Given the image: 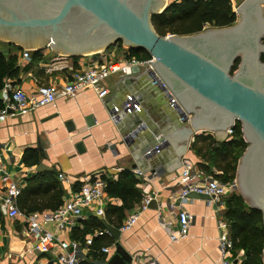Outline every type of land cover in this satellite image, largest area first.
I'll list each match as a JSON object with an SVG mask.
<instances>
[{
  "label": "crops",
  "instance_id": "crops-1",
  "mask_svg": "<svg viewBox=\"0 0 264 264\" xmlns=\"http://www.w3.org/2000/svg\"><path fill=\"white\" fill-rule=\"evenodd\" d=\"M2 48L6 55H10L15 47L6 45ZM38 50L41 58L30 60L24 59L22 50H19V71L5 80L31 93L40 84L65 83L74 70H85L112 61L124 62L129 58V52L123 50L118 42L105 50L83 56H66L47 47L33 49ZM107 84L110 93L104 99L99 98L94 89L87 88L74 97H60L44 106L9 116L0 124L1 165L22 189L35 173L55 171L65 192L64 201L70 192L79 190L87 178L98 173L117 178L122 169L130 168L140 179L137 187L143 197L151 194L157 204L155 207L150 205L142 212L131 230L121 232L119 240L132 258L155 257L159 264H223L218 247V220L221 217L225 219L226 202L220 207L216 201L209 202L205 198L185 201L177 198L175 178L182 159L191 160L200 176L207 174L202 165H207L208 161L193 147L179 158L177 150L182 149L184 142L174 138L182 129L179 123L182 118L177 108L171 105L170 97L146 67H135L133 73L128 75L111 74ZM129 96L140 105V109L132 113L121 109ZM114 106L120 107L116 118L111 117ZM89 117L94 120L93 124L88 123ZM68 122L72 123V128L67 126ZM134 131L138 133L132 139L130 134ZM200 135H210L218 142L231 138L227 131H204L197 136ZM197 136L191 139V146ZM79 142L84 146L82 152L77 148ZM157 145L161 148L160 152L147 153ZM29 149L37 151L35 157L39 158L38 163L25 160V153ZM27 157L29 161L34 160L33 156ZM40 163L47 167L37 170ZM135 169L142 170L144 174L140 176ZM61 173L64 179L60 177ZM107 196L112 204H122L121 199ZM43 202L50 203V200L29 195L24 208ZM140 202L128 210L124 220L138 209ZM182 207L192 214L193 219L188 235L178 242H172L170 233L180 229L178 212ZM19 209L21 214L12 218L0 205V264H55L52 262L53 253H41L35 249L34 237L27 229L28 214ZM92 210L88 208L83 216L74 218L73 225L66 230H58L55 222H45L41 215L40 219L46 230L56 232L62 239L79 240L83 244L87 236L93 234L96 238L99 236L97 232L101 231L91 230L83 238L79 236L78 231L85 226L93 227L95 218L102 219ZM48 211L35 212L41 214ZM162 221L169 225L165 226ZM111 236L116 244L117 239L113 234ZM96 240L94 250L86 254L87 261L107 264L105 261L113 255L115 245H107L111 250L103 253L98 243L100 239ZM241 254L232 248L229 253L231 264H241Z\"/></svg>",
  "mask_w": 264,
  "mask_h": 264
},
{
  "label": "water",
  "instance_id": "water-1",
  "mask_svg": "<svg viewBox=\"0 0 264 264\" xmlns=\"http://www.w3.org/2000/svg\"><path fill=\"white\" fill-rule=\"evenodd\" d=\"M167 5V0H0V40L66 56L97 53L120 40L145 49L153 58L150 74L161 78L167 96L172 93L179 103L182 129L174 139L184 142L177 150L180 159L199 133H222L241 123L248 145L238 162L237 189L264 221V0H242L232 25L184 35H161L154 27L152 15ZM88 123H94L92 117ZM77 148L82 152L83 143ZM46 167L40 163L37 170ZM102 222L117 239L107 264L131 261L120 229L105 217Z\"/></svg>",
  "mask_w": 264,
  "mask_h": 264
},
{
  "label": "built area",
  "instance_id": "built-area-1",
  "mask_svg": "<svg viewBox=\"0 0 264 264\" xmlns=\"http://www.w3.org/2000/svg\"><path fill=\"white\" fill-rule=\"evenodd\" d=\"M33 49L23 48L22 56L24 59L32 58ZM153 58L140 59L136 56H129L124 62L112 61L104 65L96 64L85 70H74L68 81L61 85H44L40 84L36 89L27 93L20 86L14 85L6 80L0 90V124L9 116L35 109L40 106L52 103L60 97H74L81 90L91 88L94 89L99 98L104 99L110 93L107 79L111 74L128 75L133 73L135 67H146L152 69L151 62ZM155 82L165 86L164 82L157 75L154 77ZM171 105L176 107L179 105L177 98L171 93ZM127 113L137 111L140 105L134 102L133 97L129 96L125 104L121 108ZM120 112L119 106H114L111 117L116 118ZM236 123L227 130V134L231 137L234 134ZM160 146L157 145L151 150L160 152ZM151 150H148L149 153ZM140 176L143 171L135 169ZM157 173V171L155 172ZM200 176L194 169V163L187 159H182L181 168L175 178L177 183V198L180 201L189 200L191 193L213 195L209 202L216 201L219 206H223L226 197L237 189L236 179L232 182H221L212 174H202ZM61 178H65L64 174H60ZM116 177V176H114ZM144 183L142 182V185ZM106 181L102 174L98 173L87 178L80 186L79 190L69 193V197L64 203L54 211L44 213L32 212L27 215V229L34 237L35 249L41 253H53L52 262L55 264H96L87 261L88 252L93 251L95 235L91 234L86 237L85 243L79 240H69L60 238L56 232L46 230L42 225L45 222H55L58 230H66L68 226L73 225V219L83 216L88 208H92L95 215L105 216V206L112 203L111 198L107 196ZM22 187L16 180L12 178L0 163V205L7 211L10 217L14 218L21 214L17 205V197L21 193ZM155 200L151 194H146L141 200L138 209L134 210L123 221L119 227L121 232L131 230L136 224L140 214L149 208L151 202ZM221 209V208H220ZM219 209V210H220ZM161 212L159 215L161 216ZM41 215V219H40ZM180 229L170 233L172 242H178L188 235L189 226L193 216L185 208H181L178 212ZM168 226L165 221H162ZM218 227L220 235L218 237V247L220 258L223 264H231L229 259L230 250L233 248L234 240L232 239L229 225L224 218H219ZM103 231L97 232L101 235ZM105 233L111 235L108 230ZM115 245V244H114ZM110 246H103L101 252L108 253ZM106 263L108 261H105ZM126 264H159L157 258H132Z\"/></svg>",
  "mask_w": 264,
  "mask_h": 264
},
{
  "label": "trees",
  "instance_id": "trees-1",
  "mask_svg": "<svg viewBox=\"0 0 264 264\" xmlns=\"http://www.w3.org/2000/svg\"><path fill=\"white\" fill-rule=\"evenodd\" d=\"M236 20L237 13L232 0H170L162 12L152 15L153 25L161 35L192 34L202 31L207 24L222 27L232 25ZM0 42L2 41L0 40ZM3 43L15 48L13 49L14 53L6 55L5 50L0 45V90L6 81L5 79L18 73L20 68L18 51L23 50L22 47L13 43L5 41ZM128 52L129 56H136L140 59L151 58L149 52L143 48L130 47ZM40 53L39 50L32 51V59H40ZM238 63L239 60L236 62L235 68ZM247 145L248 143L243 137L241 123L237 121L231 138L218 142L210 135H200L196 137L192 147L203 159L208 161L207 165H202L207 173L214 175L221 182L227 183L236 179L239 157ZM36 154L37 151L29 149L25 153V160L32 164L38 163L39 158L35 157ZM28 155L33 156L34 160L29 161ZM213 168L216 170L214 171ZM102 177L107 184V194L122 200L121 205L109 203L105 209V219L119 228L128 210L142 200L143 194L137 187L140 179L130 168L122 169L117 178L107 174H103ZM64 193L55 171H39L28 178L27 186L22 189L18 196V205L25 214L44 211L45 209L54 211L64 203ZM29 195L41 196L50 200V203L43 202L41 205L25 209L24 206L27 204ZM225 202L227 206L225 219L229 224L230 233L234 240L233 249L236 253L238 252L237 247L243 248L245 251V258L241 264H264V221L261 210L252 207L244 208V199L238 191L229 194ZM93 222L92 228L85 226L79 230V236L83 238L91 230L98 229L104 233L96 236L94 248L96 239H100L98 243L102 247L114 244V238L105 233L106 228L102 219L98 217Z\"/></svg>",
  "mask_w": 264,
  "mask_h": 264
},
{
  "label": "rangeland",
  "instance_id": "rangeland-1",
  "mask_svg": "<svg viewBox=\"0 0 264 264\" xmlns=\"http://www.w3.org/2000/svg\"><path fill=\"white\" fill-rule=\"evenodd\" d=\"M167 2L169 3L170 2V0H167ZM242 2V0H232V3H233V6H234V9H236L237 8V6L240 4ZM238 18H239V16L237 15V20H238ZM209 27H212V25H210V24H207L206 25V28H209ZM169 35V34H168ZM4 41H2V42H0V45L2 46V47H6V45H7V43H3ZM120 45H122V47H123V50H125L126 52H128L129 51V49H130V47L129 46H127L126 44H124L121 40H120ZM245 151V150H244ZM243 154V153H242ZM242 156V155H241ZM240 156V157H241ZM240 157H239V159H240ZM239 162V161H238ZM235 191H238L239 192V190L238 189H236ZM234 191V192H235ZM240 193V192H239ZM243 197V196H242ZM244 199V198H243ZM244 208H246V209H249V207H251L249 204H248V202L244 199ZM237 251L238 252H242V254H241V259L242 260H244V258H245V251H244V249L243 248H239V247H237Z\"/></svg>",
  "mask_w": 264,
  "mask_h": 264
},
{
  "label": "bare ground",
  "instance_id": "bare-ground-1",
  "mask_svg": "<svg viewBox=\"0 0 264 264\" xmlns=\"http://www.w3.org/2000/svg\"><path fill=\"white\" fill-rule=\"evenodd\" d=\"M148 152V151H147ZM157 151L156 150H151L148 154H154V153H156Z\"/></svg>",
  "mask_w": 264,
  "mask_h": 264
},
{
  "label": "flooded vegetation",
  "instance_id": "flooded-vegetation-1",
  "mask_svg": "<svg viewBox=\"0 0 264 264\" xmlns=\"http://www.w3.org/2000/svg\"><path fill=\"white\" fill-rule=\"evenodd\" d=\"M1 41H4V40H1ZM5 42H9V41H5ZM10 43H12V42H10ZM13 44H14V43H13ZM15 45H16V44H15ZM18 46H19V45H18ZM20 47H21V46H20ZM263 55H264V54H263ZM263 55H262V56H263Z\"/></svg>",
  "mask_w": 264,
  "mask_h": 264
}]
</instances>
